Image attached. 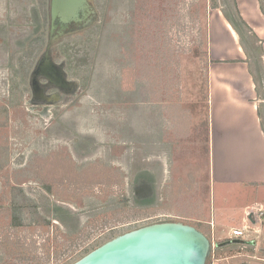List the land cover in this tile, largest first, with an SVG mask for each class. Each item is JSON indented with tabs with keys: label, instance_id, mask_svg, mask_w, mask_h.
Here are the masks:
<instances>
[{
	"label": "rangeland",
	"instance_id": "obj_1",
	"mask_svg": "<svg viewBox=\"0 0 264 264\" xmlns=\"http://www.w3.org/2000/svg\"><path fill=\"white\" fill-rule=\"evenodd\" d=\"M91 1L98 10V20L90 27L82 26V30L66 35L56 45L61 51L60 57L66 62V72L70 78L80 81V88L74 97L67 98L74 101L71 105L62 104L54 110L55 116L60 111L66 112V124L68 127L71 125L69 129L65 128L66 132L75 134L79 130L92 136L95 141L91 155L75 150L68 137L63 140L65 143L58 141L54 117L44 119L32 113L23 103L27 93H20L13 85L12 89L17 91H12L8 97L7 69L4 65L0 68V264L7 258L9 264H72L114 236L157 221L151 206L146 207L144 213L128 215L130 210L141 207L140 202L134 199L133 178L130 174L127 187L112 186L113 181L120 179L121 160H111L105 153L107 143L104 140L107 139L105 135L110 136V122L136 126V110L126 106L135 103L137 85L141 88L147 83L142 82L143 75L146 81L154 77V74L149 76L145 73L150 66L148 60L154 56L150 45L160 35L156 26L164 31V24L171 25L168 23L170 20L165 21L171 12L162 5L167 0ZM190 1L176 7L180 21L174 23L168 32L173 56L179 53L174 59L180 58L182 62L180 67H174L169 77L174 80L172 85L177 82V86H181L180 80H188V86L197 88L205 63L193 54L191 47L199 38L204 23L195 22L188 16L187 4ZM206 2L210 10L211 0ZM18 54L19 51L14 57ZM164 70L161 68L158 83ZM157 76L158 73L155 79ZM166 80L167 77L163 82L168 84L169 80ZM188 89L186 86L182 91L172 90L170 95L180 98L183 94H190ZM197 93L203 101L197 115L193 113L192 122L195 126H202V138L196 141L199 134L193 136V140L181 141L180 144L191 143L185 150L188 157L184 160L183 151L175 148L174 152L178 154L173 160L171 173L175 177L178 169L185 173L201 171L203 188L197 192V200L190 195L193 193L184 190L173 192L172 201H164L161 210L199 215L209 221L208 225L196 221L190 223L210 235L214 243L222 239L234 240L232 228L245 223V209L253 206L256 200L241 185H230L226 191H222L214 181L210 185L208 142L204 132L207 127L206 104L204 95ZM168 95L166 93L164 101L170 102ZM13 101H19V104ZM122 101L128 105L122 106ZM188 101L182 98L174 101L181 107L173 112L175 117H180L184 110L187 116L190 113L192 116ZM135 140L134 136L128 149L130 165L134 169L137 160ZM114 175L116 179L112 178ZM124 197H127L126 201ZM57 207L63 209L59 214L61 219L53 213ZM15 216L19 218V226L12 225ZM261 227L264 232V219ZM88 231L89 239L79 245V234L83 236ZM17 237L29 251L32 250L31 255L29 252L22 258H9L1 242L14 241ZM48 241L51 247H45ZM261 246L264 245L259 238L256 245L247 247L235 243L216 247L208 264H264ZM34 256L39 258L36 260Z\"/></svg>",
	"mask_w": 264,
	"mask_h": 264
},
{
	"label": "crops",
	"instance_id": "obj_2",
	"mask_svg": "<svg viewBox=\"0 0 264 264\" xmlns=\"http://www.w3.org/2000/svg\"><path fill=\"white\" fill-rule=\"evenodd\" d=\"M216 2L218 7H210L207 11V62L205 69H200L197 88L188 86V80H180L181 86H177V82L172 85L174 80L169 77L172 73L168 75V84L163 82L164 79L158 83L159 80L155 81L154 77L146 81L143 75L142 82L147 83L142 85V89L137 85L135 103L126 106L136 110V126L110 122V136L105 135V153L111 160H121L118 170L120 179L112 176L120 183L114 179L112 186L118 184L116 188L127 187L132 176L134 185L154 189L153 198L147 197L140 202V209L146 211V207L151 206L157 220L179 219L209 224L199 215L188 216L161 210L164 201H172L173 192L184 190L193 193L190 195L197 200L196 194L203 188L201 171L185 173L183 169L177 171L176 168L175 177L171 173L173 160L178 154H175V148L185 152L191 144H180L181 141L193 140V136L199 134L196 141L202 138V126H195L192 122L193 113L197 115L203 101L197 92L204 95L206 104L207 127L204 132L205 141L208 142L210 185L214 181L222 191H226L230 185H241L254 196V205H264V5L262 0ZM231 14L238 25L233 23ZM1 57L0 68L4 64V58ZM186 86L190 94H183L180 98L189 99L187 107L192 116L191 113L187 116L184 110L180 117H175L173 112L181 107L174 101L180 98H173L170 94L172 90L182 91ZM166 93H169L167 100L170 102L164 101ZM124 104L127 103L122 101L121 105ZM63 113L62 127L58 128L57 135L70 134L65 128L69 129L71 125L67 126L65 118L68 117H64L66 112ZM197 119L198 116L196 122ZM75 135L78 136V143H81V154L91 155L95 141L92 136L79 130L75 131ZM134 136L137 157L135 169L128 158V149L133 144ZM183 152V159L186 160L188 153ZM249 208L245 209L244 221ZM261 230V243L264 245L262 227ZM222 240V243L227 242Z\"/></svg>",
	"mask_w": 264,
	"mask_h": 264
},
{
	"label": "flooded vegetation",
	"instance_id": "obj_3",
	"mask_svg": "<svg viewBox=\"0 0 264 264\" xmlns=\"http://www.w3.org/2000/svg\"><path fill=\"white\" fill-rule=\"evenodd\" d=\"M262 2L264 5V0ZM72 26L65 28L59 20L53 22L50 0H0V55L4 58L3 67L7 69L8 74V97L12 91L27 93L23 103L41 118L54 117L57 128L62 127L64 111L55 116L54 110L62 104L71 105L74 101L67 98L74 97L80 88V85L77 87L75 83L76 79L70 78L66 72V62L60 57L61 51L56 47L66 36L59 37V33L69 30ZM72 31L74 33L75 30ZM34 47L36 49L33 54ZM16 50L19 54L15 58L18 53ZM48 64L53 67L50 71ZM13 85L17 90L12 89ZM14 102L19 104V101ZM58 136L57 140L61 143H65L63 137L64 140L68 137L73 148L79 151L81 143H78V136L74 133ZM134 186V199L138 202L145 201L147 197L153 198L154 189ZM53 213L60 218L59 214L63 213V209L58 208ZM226 241L228 242L222 246L233 244L229 242L231 240Z\"/></svg>",
	"mask_w": 264,
	"mask_h": 264
},
{
	"label": "water",
	"instance_id": "obj_4",
	"mask_svg": "<svg viewBox=\"0 0 264 264\" xmlns=\"http://www.w3.org/2000/svg\"><path fill=\"white\" fill-rule=\"evenodd\" d=\"M50 14L53 22L59 20L65 28L74 24L59 33V37L73 33L72 30H82V26L90 27L98 20V10L91 0H50ZM231 16L238 25L235 16ZM47 67L49 71L53 68L49 64ZM75 83L77 87L80 85L79 80ZM229 242L257 244L256 240L244 239ZM225 243H214L208 234L190 222L162 219L116 235L72 264H208L214 249ZM261 250L264 251V246Z\"/></svg>",
	"mask_w": 264,
	"mask_h": 264
},
{
	"label": "trees",
	"instance_id": "obj_5",
	"mask_svg": "<svg viewBox=\"0 0 264 264\" xmlns=\"http://www.w3.org/2000/svg\"><path fill=\"white\" fill-rule=\"evenodd\" d=\"M186 0H167L166 3L162 4L163 7L168 8L171 12L170 16H166L165 21L167 22L168 20H170L168 23H171V25H166V27L163 28L164 31L161 30L160 26H156L157 29V33H160V35H162L163 37H161L160 35L157 37L156 36V40L154 42L153 45L151 47V53H154L153 58H150L149 61V67H147L148 69H143V71L145 70V73H148L149 76H151L152 74H154V78L156 77L157 73L158 76L155 79V81L159 78V74L161 72V68H165L166 70H164V75L162 77V79H165L167 77V80L169 79L168 75L170 73L173 72L174 67L179 65V67L181 66L182 62H180V58L178 60H176V58L174 59V57L176 56V54L179 56V53L176 52V54L173 56L174 52L172 49L173 47L170 45V39L167 37L168 36V32H170V29L172 28L174 23L179 22V18L180 16L178 15V11L176 9L177 6H180L182 3L183 5L186 3ZM207 0H191L187 5V11H188V16L193 20V21H202L204 23V28L202 27L201 32H200V36L197 40L194 41L193 46L191 47L192 52L194 55H196L197 57H199L201 59V61L204 63L207 62V49H206V44H207V27L206 23H207ZM210 7L212 8H216L218 7V4L216 2V0H211L210 3ZM238 17L240 18V20L242 21L243 24H245L242 20V18L239 16L238 13ZM151 25V24H150ZM149 25V26H150ZM151 27V26H150ZM148 33V31H146V34ZM149 44V43H147ZM171 53V56H170ZM173 56V57H172ZM206 65V64H204ZM179 67L175 68L179 70ZM171 68V69H170ZM166 80V81H167ZM153 82V80H152ZM153 86V85H152ZM124 201L127 200V197L123 198ZM19 206V204H18ZM17 206V207H18ZM137 212H143V210H130L128 215L130 214H134L136 215ZM12 225L15 226H19L20 222H19V218L17 216H15L14 218V222ZM90 234L89 231L86 232L83 236L82 234H79L78 238H81V241L79 242V245L81 242H83L84 240L89 239ZM2 245L4 246V248L7 250V254L9 256V258H13V257H24L26 254L31 255V251H29V249L27 247H25L21 242L19 237H17L14 241L11 240H6V241H2L1 242ZM51 247L50 246V242L48 241L45 247ZM34 249H36V246H34ZM49 254H50V250H49ZM34 258L37 260V256H34ZM8 258L7 260L3 261L1 264H9L8 263Z\"/></svg>",
	"mask_w": 264,
	"mask_h": 264
},
{
	"label": "built area",
	"instance_id": "obj_6",
	"mask_svg": "<svg viewBox=\"0 0 264 264\" xmlns=\"http://www.w3.org/2000/svg\"><path fill=\"white\" fill-rule=\"evenodd\" d=\"M264 219V205L257 203L251 206L246 212L245 223L241 227H234L231 230V237L234 239L258 240L261 238V224ZM247 247L245 244H237Z\"/></svg>",
	"mask_w": 264,
	"mask_h": 264
}]
</instances>
